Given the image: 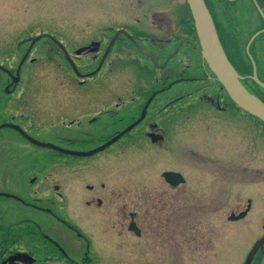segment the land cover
<instances>
[{
  "label": "rangeland",
  "instance_id": "374dc122",
  "mask_svg": "<svg viewBox=\"0 0 264 264\" xmlns=\"http://www.w3.org/2000/svg\"><path fill=\"white\" fill-rule=\"evenodd\" d=\"M208 1L212 8H208L212 22L216 30L218 26L222 27L227 51L231 53L233 60L239 63L235 47H239L242 52L239 54L246 58L248 42L254 34L264 28V18L254 0ZM192 22L194 23V19L187 0H0V70L4 69L0 71V125L12 121L14 113H30L33 119H38L31 122V129L39 135L40 143L62 149H94L98 146L97 142L79 144L71 141V137L61 133L60 125H53L51 122L56 121L62 110L60 108L65 107L59 104L87 101V90L90 87H94L92 98H99L105 90L104 74L102 72L98 77H89L88 85H85L87 88H83L73 78L72 71H66L64 61L58 58V53L51 47L49 40L54 37L65 41L69 45L68 48L73 49L90 37H112L122 27H128L137 37L166 40L174 36L176 50L171 56L173 59L170 65L180 61L181 63L172 70H181V67H184L187 70L185 75H204L205 72L202 71L206 69L201 67L202 52L198 36L195 38L196 30H193ZM186 34L193 35V39L197 41L191 44L195 51L190 57H187L186 53L183 54L185 47L179 50L181 44L177 42ZM124 52L137 55L129 48H125ZM167 53L168 48L164 49L160 45V55ZM253 55L257 58V72L264 77V33L254 42ZM129 59L131 65L137 61L134 58ZM79 60L82 64L86 63L88 58L85 57L84 60L82 56ZM245 61L248 65V57ZM142 63H145V60ZM170 65L168 70H171ZM17 69H20V72L14 75L13 70L16 72ZM210 74L212 76L211 72ZM242 74L241 76L248 78L249 84L259 91L256 82L249 80L253 72L246 74L247 77ZM197 83L190 87L204 86V92L208 95H212V91L218 87L214 80ZM180 88L182 86H177L174 90L178 91ZM202 91L192 93V98L187 102L200 99ZM222 94L225 97L224 102H232L226 91ZM231 115L235 116L237 127L235 140L243 139L237 136V131L245 134V130L243 132L238 126L251 131L253 122L249 118L250 115L236 104L235 113L223 115L224 120L229 118L230 125L233 123ZM22 121L30 125L26 118ZM260 126H255L256 134L264 137V128ZM1 127L0 138L5 136L10 140V144L4 146L9 150L7 155L0 158V162L3 159L0 163V182L1 172L6 171L8 165L15 166L18 162L22 165L20 167L31 166L30 178L38 175L40 179L37 181L40 182L39 185L30 187L29 176L26 180L19 179L21 173L16 171L15 175L5 173L6 178L12 176V179L8 181L10 184L7 188L4 184L0 188H9L17 195L22 193L24 197L37 191L47 197L53 194L58 198L55 193L57 186H60L66 197V205H60L63 201L59 198L54 199L52 204H55L60 215L68 218L69 223L75 224L81 232L91 238L93 246L90 262L85 252V243L75 232L49 214H39L31 209L34 214L32 216L68 256L80 261L79 264H235L236 261L240 263L252 249L255 250L252 264H264V200L259 199V196H264V161L259 162V158L256 163H251L252 158L242 163L241 155L245 152L238 153L240 157L236 158V163L239 168L235 182L226 183L224 174L223 189L214 191L211 195L209 191L199 189L195 182L193 187L188 185L177 190H173L164 182L161 173L167 167L184 172L188 178L194 176L212 179L209 173H194L189 169V164L192 168L203 167V164L188 154L185 157L181 153L170 156L165 152H142L137 149L116 153L124 146V143H120L107 153L78 161V166L76 163L69 165L65 164L64 159L56 152L35 146L28 147L22 138L17 137V134L20 135L18 131L7 126ZM216 138L215 131L211 133L205 129H184L176 145L194 144L195 139L211 141ZM220 140L228 142L226 132H223ZM16 153L20 156H11L17 155ZM56 162L62 163L58 165ZM224 165L225 163L223 168ZM243 166H246V172L243 171ZM234 171L224 170L229 175L232 173V176L235 175ZM101 182H105L108 188L103 192L106 195L108 192L104 206L100 207L97 203L88 205L89 199L98 196ZM220 183L222 184L221 181ZM187 197H216L218 200L217 204L213 205L189 206L181 200ZM248 198L255 203L250 217L239 223L228 220L232 211L246 207ZM13 199L10 198L12 201ZM141 200L142 204L138 205ZM49 203L48 207L53 206ZM140 209L142 214L147 215L150 224L146 228L148 233L143 236V241L138 240V246L130 243L136 246L132 247L131 251L129 249L126 253L119 252L114 248L116 243L111 239L108 229L106 230L104 216L107 213L129 214ZM15 217L17 221V216ZM0 218L4 220L5 225L9 224L1 214ZM174 221L176 223L171 224ZM13 228L25 229V223L17 221ZM248 230L252 232L247 234ZM26 237L20 241L16 240L15 245L24 247L30 243V247L39 249L41 244L34 240L27 242ZM48 247L47 252L51 253V256L44 264H72L64 259V255L57 254L56 248L50 243Z\"/></svg>",
  "mask_w": 264,
  "mask_h": 264
},
{
  "label": "flooded vegetation",
  "instance_id": "af4514ba",
  "mask_svg": "<svg viewBox=\"0 0 264 264\" xmlns=\"http://www.w3.org/2000/svg\"><path fill=\"white\" fill-rule=\"evenodd\" d=\"M104 27L107 28L108 26ZM142 33L144 32L142 31ZM51 40L56 43L55 49L58 53L57 56L61 61H64L66 71L71 73L69 71L70 69L73 78L76 79V82L83 86V88H87L85 85H88L87 79L89 77H98L102 72L104 74L103 89L105 90L99 98L95 97V100L92 98L94 93L92 90L94 87L92 86L87 90V101L59 104L65 107L60 108L62 110H60L55 119L56 121L51 122L53 125H60L61 133L64 136L71 137V141H75L79 144L92 141L97 142L98 146L92 150L60 148L65 151L71 150V152L75 153L67 154L61 150L38 145V143H40L38 138L39 135L31 129V122L38 121V119H33V115L30 113H14L12 115V121L2 123V125L7 126V128L11 130L14 129L18 131L20 135L17 134V137L22 138L28 147L35 146L56 152L64 159L65 164L75 165L76 163L77 166L79 163L78 161L93 159L96 156L107 153L120 143H124V146L117 150L116 153H125L127 150L137 149L142 152H165L170 156H173L174 153H181L185 157L188 154L195 160H199L197 162H202L203 164V167L193 168L191 164H189V169L194 173H209L212 179L206 180L205 178H196L194 176H189L188 178L184 172L167 167L164 168L161 173L164 182L173 190L181 189L188 185L193 187L195 182L199 189H205L209 191L211 195L214 194V191L223 189V180L225 181V177L227 178L225 181L226 183H229V181H231L230 183L235 182L234 179L237 177L236 173H238L237 169L239 168L236 163V158L240 157L242 152H245L241 155L242 163L248 162V158H252L251 163H256V159L258 158L259 162H261L260 160H262V162L264 161V137L257 135L255 130V126L259 127L261 125L260 127L264 128V121L247 113L250 115L249 118H251L253 122L252 130L248 131V129L238 126L243 132L245 130L246 135L237 131V136H241L243 139L240 138L235 140V129L237 128L235 127V116L231 115L232 125L229 123V118L224 120L225 117H223L224 114L235 113V103L233 101L229 102V100L228 102H224L225 97H223L222 94L225 92L224 87L215 74L208 69L209 67L203 57L201 67L206 69V71H202L203 73L205 72L204 75H185L187 70H185L184 67H181V70H172L177 68L181 63L180 61L179 63L175 62L173 65H170L171 59H173L171 56L176 50L174 36L168 37L166 40H160V38L155 39L154 37H137L130 32L128 27H122L112 37H90L87 41L73 49L68 48L69 45L65 41L58 39ZM177 42L181 44L179 50L185 47L183 49V54L186 53L187 57H190V54L194 53L193 51L195 50L191 47V44L197 41L193 39L192 35L186 34ZM160 45H162L164 49L168 48L167 54L163 56L160 55ZM125 48L133 50L137 55H130L124 52ZM86 54H88V56ZM82 56L84 60L85 57L88 58L86 63L81 64L79 57ZM90 56L92 58H90ZM129 58L136 59V63L131 65ZM143 60H145V63H142ZM123 62H127V64H123ZM169 65L171 70H168ZM208 70L212 73V76L210 72L208 73ZM6 71L11 74L10 71ZM19 72L20 69H17L16 72L13 70L14 75ZM207 80H214L218 85L216 90L212 91V95H208L207 92H204V86L191 88L192 84L207 82ZM177 86H182V88L176 91L174 88ZM201 90L203 91L200 95V99L187 102L192 98V93L201 92ZM226 99H228V97H226ZM195 110H198V112ZM15 114L18 115L16 116ZM23 118H26L27 121L30 122V125H28L27 122H23ZM2 125H0V127ZM191 128L195 130L205 129L211 133L215 131V136L217 138L211 141L206 139H202V141H200L201 139H195L194 144L185 143L179 144L181 146L178 144L176 145L181 131ZM223 132H226L228 135L227 143L221 142L220 140V137L223 136ZM224 136L226 135L224 134ZM229 138L231 139L229 140ZM9 144L10 140L5 138V136L0 138V158L5 157L9 152V150L4 148L6 145L9 146ZM89 151L96 152L94 154H79L90 153ZM248 152L250 153L248 154ZM238 153L240 154L238 155ZM16 154L17 155L11 156H20L19 153ZM1 162H3V159ZM56 163L61 165L62 162ZM223 163H225V168L222 166ZM20 166H22L20 162L15 166L8 165L6 171L4 170L1 172L3 181L1 180L0 186L4 184L7 188L10 184L8 181L12 179V176L6 178L5 173L9 175L14 173L15 175L16 171L18 174L21 173L19 179L26 180L29 176L28 180L31 184L30 187L39 185L40 181L37 180L40 179V176L34 175L30 178L31 166L29 168ZM245 167L246 166H243L244 172L247 170ZM257 167L260 168L259 166ZM32 170H34L33 167ZM224 170H235V175L233 174L232 176L230 172L231 175H229L225 173ZM167 171L181 173L184 182L178 185L168 183L163 175ZM224 174H226L225 177ZM16 182L17 181H15V186L17 184ZM40 185L43 184L40 183ZM106 188L107 184L101 182L100 189L97 191L98 196L89 199L87 204L93 205L97 203L100 207L104 206L108 196V192L107 195L103 194ZM196 190L197 189H195V191ZM37 193L39 192L34 191V193H30L27 197H24L22 193H19L22 196L19 194L17 195V193L12 192L9 188L7 190L0 188V214L6 218L9 223L5 225L3 222L4 220L0 218V264H44L51 256V253L47 252L49 243L56 248L57 254H63L65 256L64 259L69 260L70 263H80V261H76L68 256L59 243L43 231L42 225L37 223V220L33 218L32 215L34 214H32V210L39 214H49L56 221L75 232L81 241L85 243V252L90 262L89 258L90 254H92L93 246L91 238L84 232H81L75 224L72 222L69 223L66 216L60 215L55 204H52L54 199L57 198L56 196L51 194V197H47L44 193L36 195ZM55 194L63 201L60 205L65 206L66 197L60 186H57V193ZM10 198H14L13 201L10 200ZM259 199L264 200V196H259ZM181 200L189 206L191 204L206 206L217 204L218 198L187 197ZM139 202L138 205H141L142 200ZM48 203L53 206L48 207ZM249 204H251V207H249ZM254 206L255 203L253 204L252 200L248 198L246 207L232 211L231 214L235 213V216L247 211L242 218L235 219V223L249 218ZM15 216H17L18 222L25 223L28 234L36 238L34 241L41 244L39 249L30 247V243H27L28 246L24 247L15 245L16 243L13 237V234H15V229L13 227L15 223H17V221H15ZM104 217L105 219L103 221L105 222V226L107 225L108 227H106V230L108 229L107 231L110 233L111 239L116 243L114 248L119 252L126 253L129 249L131 251V249H133L132 247L136 246L130 243L138 246V240L143 241V236L148 233L146 228L150 224L148 223L147 215L142 214L141 209L132 211L129 214L107 213ZM133 222H135L136 229L131 230L130 227ZM172 223L174 224L176 221L171 222V224ZM251 232L252 230H248L247 234ZM26 239L27 242H31L29 237ZM171 240L170 237V243ZM254 258L255 250L252 249L240 263L236 261L235 264H252ZM124 264L129 263L124 262Z\"/></svg>",
  "mask_w": 264,
  "mask_h": 264
},
{
  "label": "water",
  "instance_id": "95a60500",
  "mask_svg": "<svg viewBox=\"0 0 264 264\" xmlns=\"http://www.w3.org/2000/svg\"><path fill=\"white\" fill-rule=\"evenodd\" d=\"M187 1H188L189 7L191 10L193 19H194L196 32H197V36L199 39V45L201 47L202 56L205 62L207 63L208 67L216 75L219 82L223 85V87L227 91L230 98L234 101V103L238 107H240L247 113L253 115L254 117H257L258 119L264 121V102L260 100L258 97H256L255 95H253L242 83L240 75L238 74L234 66L232 65L231 61L229 60L223 48V45L220 41L217 30L209 15V10H208L205 0H187ZM254 2L259 12L262 14L264 18V12L262 8L259 6L256 0H254ZM207 18L210 21L212 30L209 29ZM263 32H264V29L260 30L259 32L253 35V37L248 42L246 50H247L249 57L252 60L253 67H254L253 79L260 86L264 88V82H262L258 78L256 63L250 54V47L252 43ZM38 145L46 146L48 148H52L56 150H61L67 154L74 153L71 151L62 150L59 147H56L55 145H46L42 143H38ZM96 151H92L90 153H79V154H94ZM163 175L168 183L178 185L179 183L184 182V178L181 173L167 171ZM249 207H251V204H249ZM246 213L247 211H244L237 216H235V213H232L228 219L231 221L235 219H240ZM130 229L131 230L136 229L135 222L131 224Z\"/></svg>",
  "mask_w": 264,
  "mask_h": 264
},
{
  "label": "trees",
  "instance_id": "16d2710c",
  "mask_svg": "<svg viewBox=\"0 0 264 264\" xmlns=\"http://www.w3.org/2000/svg\"><path fill=\"white\" fill-rule=\"evenodd\" d=\"M206 1V0H205ZM216 1H218V0H216ZM257 1V3L260 5V7L262 8V10H263V12H264V0H256ZM206 4H207V6H208V8L209 9H211L212 10V8H211V6H209V4H210V2L207 0V2H206ZM230 7L231 6H233V5H229ZM182 20V19H181ZM180 20V21H181ZM217 25H218V23H217ZM219 28H218V34H219V37H220V40H221V42H222V44H223V47H224V49H225V52H226V54H227V56H228V58H229V60L231 61V63H232V65L234 66V68L236 69V71L238 72V74L241 76V74L242 73H244V74H242L243 76H245V77H247L246 76V74L247 75H249L250 73L252 74V72H253V64H252V60L250 59V57H249V55L247 54L246 55V58H244L243 57V55H242V57H241V55L239 54L241 51L239 50V47L238 48H236L235 47V53H236V55L238 56L237 57V59L239 60V63H238V61H234L233 60V57H232V55H231V53L229 52V51H227V48H226V44H225V39H224V36H223V29H222V27H220V26H218ZM192 28H193V30L195 31L196 29H195V24L192 22ZM221 29V30H220ZM195 38H197L196 36V31H195ZM193 36V35H192ZM49 42L51 43L50 45H51V47L52 48H55L56 47V43L53 41V40H49ZM253 44H254V42H253ZM253 44H252V46L250 47V52H251V56L253 57V59H254V61H255V63H257V58H256V56L255 55H253ZM53 50H55V49H53ZM252 50V51H251ZM56 52V51H55ZM57 53V52H56ZM242 53V52H241ZM247 57H248V65H247V62L245 61V59H247ZM250 59V60H249ZM0 71H2V70H0ZM250 71V72H249ZM249 72V73H248ZM1 73V72H0ZM258 74H259V72H258ZM242 77V76H241ZM251 79H253L252 78V76L250 77V79L249 80H251ZM259 79L262 81V82H264V77H262L260 74H259ZM242 82H243V84L245 85V87L253 94V95H255L256 97H258L260 100H262L263 102H264V88L262 87V86H260V85H258L257 83H256V87L259 89V91H256V89H254V87L252 86V85H250L249 84V81H248V78L246 79V78H243L242 77ZM259 92H262V93H259ZM20 224V223H19ZM15 231V234H13V237H14V241L16 242V240H22V239H25V237L27 236V237H29L30 239H31V241L32 240H34V239H36L35 237H33V236H31L30 234H28V231H27V229L25 228H23L22 230H18V229H15L14 230ZM26 237V238H27ZM63 255V254H62Z\"/></svg>",
  "mask_w": 264,
  "mask_h": 264
},
{
  "label": "bare ground",
  "instance_id": "6f19581e",
  "mask_svg": "<svg viewBox=\"0 0 264 264\" xmlns=\"http://www.w3.org/2000/svg\"><path fill=\"white\" fill-rule=\"evenodd\" d=\"M208 19V18H207ZM208 24H209V29L212 30V27H211V24H210V21L208 19Z\"/></svg>",
  "mask_w": 264,
  "mask_h": 264
}]
</instances>
